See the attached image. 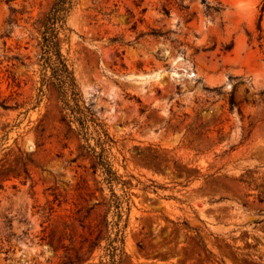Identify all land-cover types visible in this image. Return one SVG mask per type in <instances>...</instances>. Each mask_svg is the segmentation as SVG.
<instances>
[{
    "label": "rangeland",
    "instance_id": "obj_1",
    "mask_svg": "<svg viewBox=\"0 0 264 264\" xmlns=\"http://www.w3.org/2000/svg\"><path fill=\"white\" fill-rule=\"evenodd\" d=\"M52 2L6 32L0 0V264H264V0H76L63 51L112 182L42 85Z\"/></svg>",
    "mask_w": 264,
    "mask_h": 264
},
{
    "label": "trees",
    "instance_id": "obj_2",
    "mask_svg": "<svg viewBox=\"0 0 264 264\" xmlns=\"http://www.w3.org/2000/svg\"><path fill=\"white\" fill-rule=\"evenodd\" d=\"M13 1L5 0L11 11L5 20V24L9 27L6 29V32H9L11 26L17 21V10L12 5ZM75 4L76 0H53L41 20L38 60L41 64L42 85L47 81H51L56 87L58 96L63 102L62 110H66L65 117L70 116L73 118L69 120V123L72 120L80 123L78 134L82 135L87 141L90 126L93 125L99 135L98 144L101 146V150H96L90 143L87 144V147L98 158L97 163L106 167L108 172L107 180L112 182L114 179H117V175L106 155V145L111 140L109 133L99 118L96 117L95 112L84 102L74 69L67 54L63 51V43L69 39V32L71 31V28L67 24V19ZM166 12L169 13L168 9H166ZM10 58L19 59L16 55ZM13 81L16 82L15 77H13ZM0 104L5 108L10 107L5 99L0 100ZM232 105H235L234 101H232ZM108 225L109 221L106 218L96 225L98 230L97 238L100 237V234ZM111 246L112 253H110L108 264H116V255L119 247L116 245Z\"/></svg>",
    "mask_w": 264,
    "mask_h": 264
}]
</instances>
